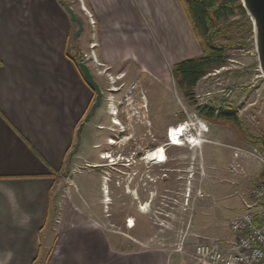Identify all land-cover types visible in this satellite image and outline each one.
Instances as JSON below:
<instances>
[{"label":"rangeland","instance_id":"374dc122","mask_svg":"<svg viewBox=\"0 0 264 264\" xmlns=\"http://www.w3.org/2000/svg\"><path fill=\"white\" fill-rule=\"evenodd\" d=\"M62 3L71 5L83 22L82 31L75 37L77 24L73 21L67 49L77 62L82 60L89 65L105 98L94 114L85 116L88 124L82 128L76 168L56 176L59 196H52L50 214L57 212V226L72 218L70 233L83 232L86 223L81 217L88 213L100 220L103 229L141 238V243L148 247H181L178 254L185 262H190L187 254L199 237L231 238L228 222L233 217V206L242 208L244 201L250 200V187L257 171H228L229 146L258 148V142L247 133L258 136L264 130V78L258 70L249 17L230 18L218 36V41L226 44V64L202 77L193 88V97L186 98L173 81L171 68L181 59L200 55V48L178 0H142L137 20L128 13L111 15L105 31L107 37L120 44L103 48L92 13L93 40L99 43L94 48L95 62L82 59L83 53L90 51L93 27L81 1ZM83 3L90 10L88 1ZM121 81L125 85L135 83L138 90L122 97L125 89L118 88ZM94 95L92 91V101ZM120 99L123 102L117 119L121 124L117 126L106 109L108 102L116 104ZM198 106L233 109L240 120V134L205 121L198 115ZM125 109L132 112L131 120L124 117ZM198 120L204 127L197 125ZM182 121L193 122L194 131L199 134L194 141L197 144L164 145L167 133ZM126 127L133 141L118 149L116 146L127 139L124 134L128 133L119 131ZM98 135L103 142L95 141ZM109 135L118 136L111 147L106 142ZM159 144L165 147L166 162L144 160L142 156ZM115 149L122 155L130 154L133 164L108 167V158L98 156ZM133 150L135 154L130 152ZM128 218L134 223L132 228L125 225Z\"/></svg>","mask_w":264,"mask_h":264},{"label":"crops","instance_id":"0c3cea01","mask_svg":"<svg viewBox=\"0 0 264 264\" xmlns=\"http://www.w3.org/2000/svg\"><path fill=\"white\" fill-rule=\"evenodd\" d=\"M62 1L0 0V264H188L176 250L103 229L88 213L86 230L72 234V218L59 227L57 212L50 214L56 173L76 168L92 102L67 49L73 21ZM87 1L103 48L120 44L107 37L108 18L138 19L142 0ZM232 159L229 152L227 165ZM236 161L239 172L260 175L255 159ZM241 209L233 206V217Z\"/></svg>","mask_w":264,"mask_h":264},{"label":"built area","instance_id":"2783aa9c","mask_svg":"<svg viewBox=\"0 0 264 264\" xmlns=\"http://www.w3.org/2000/svg\"><path fill=\"white\" fill-rule=\"evenodd\" d=\"M80 1L93 27L91 40L89 41L90 51L84 52L82 59L95 62L94 48L99 44L93 40L95 38V21L92 12L86 8L83 0ZM107 99L110 100L109 97ZM106 110L114 115L112 102L107 103ZM115 136L117 137V135H109L106 139L108 141L110 139L116 140ZM229 147L233 156L228 165L230 171L239 172V163L236 160L244 156L255 159L259 163L260 175L252 180L250 200L244 201L241 211L228 222L233 236L227 239L207 235L199 237V240L197 239L191 251L187 254L189 264H264V150L259 148L249 150L239 146ZM61 174L60 172L56 173L60 177ZM129 224L128 218L125 225L130 228Z\"/></svg>","mask_w":264,"mask_h":264},{"label":"trees","instance_id":"16d2710c","mask_svg":"<svg viewBox=\"0 0 264 264\" xmlns=\"http://www.w3.org/2000/svg\"><path fill=\"white\" fill-rule=\"evenodd\" d=\"M178 1L198 43L200 55L175 62L171 68V76L181 94L186 98H191L197 82L207 73L224 66L227 62L226 44L219 42L218 36L224 32L230 18L239 15L248 19V16L240 0ZM74 61L77 64L76 59ZM88 85L90 86V84ZM197 111L205 121L218 126H227L235 133L240 134V120L233 109L220 108L216 110L213 106H198ZM247 135L258 142L260 150H264V130L258 136L249 133Z\"/></svg>","mask_w":264,"mask_h":264},{"label":"water","instance_id":"95a60500","mask_svg":"<svg viewBox=\"0 0 264 264\" xmlns=\"http://www.w3.org/2000/svg\"><path fill=\"white\" fill-rule=\"evenodd\" d=\"M241 5L249 17L252 25V33L254 40V49L258 62V70L260 75L264 78V0H240ZM64 9L67 11L69 18L76 22L77 28L73 35L76 37L83 29V22L81 18L76 15L73 7L69 4L64 5ZM77 66L80 69L85 81L90 84L95 91L94 99L91 102L88 114L92 115L96 109L101 105L103 92L100 84L95 79L91 72L89 65L80 60L77 62ZM59 186V185H58ZM59 189V187H58Z\"/></svg>","mask_w":264,"mask_h":264},{"label":"clouds","instance_id":"9594fccd","mask_svg":"<svg viewBox=\"0 0 264 264\" xmlns=\"http://www.w3.org/2000/svg\"><path fill=\"white\" fill-rule=\"evenodd\" d=\"M121 77H123L122 75H121ZM121 77H119V78H121ZM118 78V79H119ZM119 85V86H118ZM117 86H118V88H122V87H124V89H125V91L122 93V97H126V95L129 97V95H130V92L133 90V89H136V90H138V88H135L136 87V84L135 83H131L130 85H125V83H123L122 81L120 82V84H118ZM121 86V87H120ZM127 87V88H126ZM126 92V93H125ZM124 100H127V99H124ZM122 102H123V100H119L114 106H115V108H114V110H115V114L113 115V117L112 118H117V115L119 114V112H120V110H121V108H119V106L122 104ZM128 105V104H127ZM130 109V108H129ZM124 112V117L126 118V119H128V120H131L132 118V116H133V114H132V112H130V111H127L126 109L123 111ZM131 118V119H130ZM118 121H119V119H118ZM119 123H120V121H119ZM121 124V123H120ZM197 124L198 125H200L201 126V124H202V122H201V120H198L197 121ZM114 125V124H113ZM128 130V133H127V135L126 134H124V136L127 138V139H125V141L123 142V143H121L120 145H117L116 146V148H121V146H122V149L124 148V145L126 144V143H129L130 141H133V139H132V137L130 136V132H129V128L128 127H126L125 129H123V130H121L120 132H125V131H127ZM204 131H206V130H204ZM196 135V134H195ZM197 137L199 136V135H196ZM113 146V145H112ZM168 146V145H167ZM131 152V151H130ZM108 154L110 155L109 156V161H108V167H111L110 165H118V167L121 165V166H124V167H126V166H129V165H131V164H133V162H131L130 160L131 159H133L134 160V158H131V155L129 154V155H122L119 151H117L116 149H115V152H111V151H108ZM115 155V156H114ZM112 159V160H111ZM143 159L144 160H146L144 157H143ZM113 169V168H112Z\"/></svg>","mask_w":264,"mask_h":264},{"label":"bare ground","instance_id":"6f19581e","mask_svg":"<svg viewBox=\"0 0 264 264\" xmlns=\"http://www.w3.org/2000/svg\"><path fill=\"white\" fill-rule=\"evenodd\" d=\"M114 114H115V110H114V112H113ZM112 123L113 124H115V125H120V123H119V121L118 120H116L115 118H113L112 119ZM178 126H175L174 127V129L172 130H170L169 131V137L172 139V144H175V143H173V142H177L178 143V138H179V127L177 128ZM204 129V128H203ZM181 130V129H180ZM204 130H207V129H204ZM197 138V137H196ZM196 138H194L193 139V141H196L197 139ZM168 139V138H167ZM116 142V140H112V139H110L109 141H108V144H114ZM196 144H197V142H196ZM195 144V145H196ZM171 146H175V145H171ZM106 152V151H105ZM108 153L106 152V155H105V153H104V151H103V153H100L99 154V156L100 157H102V158H105L106 160H107V158L106 157H108ZM110 156V155H109ZM144 158L148 161V162H158V161H162V160H164L165 158H166V151H165V147L162 145V144H159V145H157L156 147H154L153 149H151L150 151H149V153L146 155V156H144ZM106 178V177H105ZM107 180V179H106ZM103 191L104 192H107V189H106V187H105V185H104V189H103ZM132 222V221H131ZM130 225V228L134 225V223L132 222V223H130L129 224Z\"/></svg>","mask_w":264,"mask_h":264},{"label":"flooded vegetation","instance_id":"af4514ba","mask_svg":"<svg viewBox=\"0 0 264 264\" xmlns=\"http://www.w3.org/2000/svg\"><path fill=\"white\" fill-rule=\"evenodd\" d=\"M119 77H117V79H118ZM101 87V86H100ZM102 89V88H101ZM106 89H108V91H110L111 89H109V87H107ZM93 92H95L94 90H92ZM103 92V97H102V99H104L105 98V92L104 91H102ZM102 102V101H101ZM116 120H118L117 118H115ZM112 120V119H111ZM120 132V131H119ZM107 143H108V140L106 141ZM109 147H111V144H109ZM131 153H134L135 154V152H134V150L133 151H131ZM137 155H138V153H137Z\"/></svg>","mask_w":264,"mask_h":264}]
</instances>
